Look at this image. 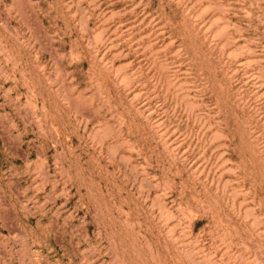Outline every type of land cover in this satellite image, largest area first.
Masks as SVG:
<instances>
[{
  "label": "rangeland",
  "instance_id": "374dc122",
  "mask_svg": "<svg viewBox=\"0 0 264 264\" xmlns=\"http://www.w3.org/2000/svg\"><path fill=\"white\" fill-rule=\"evenodd\" d=\"M0 264H264V0H0Z\"/></svg>",
  "mask_w": 264,
  "mask_h": 264
}]
</instances>
